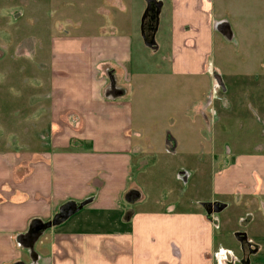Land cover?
I'll list each match as a JSON object with an SVG mask.
<instances>
[{
    "label": "crops",
    "instance_id": "obj_1",
    "mask_svg": "<svg viewBox=\"0 0 264 264\" xmlns=\"http://www.w3.org/2000/svg\"><path fill=\"white\" fill-rule=\"evenodd\" d=\"M256 8L264 16V0ZM212 21L210 0H172L167 57L172 80L207 74ZM80 36L50 40L46 79L39 80L46 92L33 101L40 132L32 149L0 152V264H21L22 248L36 240L37 261L45 264H221L224 258L217 257L227 253L228 264L264 260V227L251 220L260 211L264 217V154L238 155L212 176L214 194L250 199L245 207L252 217L241 220L235 251H215L214 220L201 213L132 209L135 152L157 144L136 140L133 131V37L99 29ZM253 64L264 68L261 60ZM244 65L251 69L249 61ZM178 144L169 133L163 146L173 154ZM216 204L208 205L215 211ZM240 249L248 258L238 260Z\"/></svg>",
    "mask_w": 264,
    "mask_h": 264
},
{
    "label": "rangeland",
    "instance_id": "obj_2",
    "mask_svg": "<svg viewBox=\"0 0 264 264\" xmlns=\"http://www.w3.org/2000/svg\"><path fill=\"white\" fill-rule=\"evenodd\" d=\"M155 1L157 25L143 19L145 0H0V152L31 150L39 135L33 101L46 92L39 80L46 79L53 37L79 38L98 29L133 37V131L136 140L157 144L135 152L128 201L134 199L131 207L139 212L201 213L214 220L215 251H235L234 235L250 213L245 207L250 199L214 194L212 176L238 155L264 154V68L253 64L258 59L264 67V16L258 14V0H210L214 34L208 75L178 81L170 78L167 62L172 0ZM152 40L155 50L145 44ZM169 133L179 143L173 154L163 146ZM213 201L223 208L215 212L206 206ZM252 218L264 227L261 211ZM39 247L36 240L22 248L21 264H45L43 258L37 261ZM240 252V261L250 255ZM217 258L228 264V253ZM246 262L241 264H264L262 258Z\"/></svg>",
    "mask_w": 264,
    "mask_h": 264
},
{
    "label": "water",
    "instance_id": "obj_3",
    "mask_svg": "<svg viewBox=\"0 0 264 264\" xmlns=\"http://www.w3.org/2000/svg\"><path fill=\"white\" fill-rule=\"evenodd\" d=\"M145 2H146V4H147V8H146V12H145V14H144L143 19L145 18V16L147 15L148 11L150 10L151 5H155V6L157 7V9H158L157 11H159V6H158V4L156 3L155 0H145ZM157 13H158V12H157ZM144 40H145V39H144ZM145 44H146V46H147L148 48H151L152 50H155L153 40H152L151 42H146ZM215 207H216V208H215V212H217V211H219L220 209L223 208L222 206H220V205H218V204H216Z\"/></svg>",
    "mask_w": 264,
    "mask_h": 264
},
{
    "label": "flooded vegetation",
    "instance_id": "obj_4",
    "mask_svg": "<svg viewBox=\"0 0 264 264\" xmlns=\"http://www.w3.org/2000/svg\"><path fill=\"white\" fill-rule=\"evenodd\" d=\"M157 10L158 9H157V7L155 5H151V8H150V10L148 11V13L146 15V17L150 18L151 25H152V22H153V25L154 24L157 25V17H158V13L157 12H159ZM153 27L150 26L149 27V31L153 32L154 31Z\"/></svg>",
    "mask_w": 264,
    "mask_h": 264
},
{
    "label": "trees",
    "instance_id": "obj_5",
    "mask_svg": "<svg viewBox=\"0 0 264 264\" xmlns=\"http://www.w3.org/2000/svg\"><path fill=\"white\" fill-rule=\"evenodd\" d=\"M207 207H210L209 205H206Z\"/></svg>",
    "mask_w": 264,
    "mask_h": 264
}]
</instances>
